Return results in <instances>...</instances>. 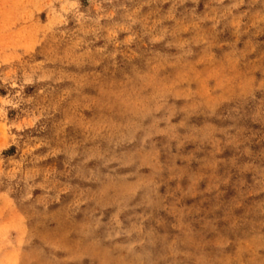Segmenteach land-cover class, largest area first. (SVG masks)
Wrapping results in <instances>:
<instances>
[{
  "label": "rangeland",
  "instance_id": "1",
  "mask_svg": "<svg viewBox=\"0 0 264 264\" xmlns=\"http://www.w3.org/2000/svg\"><path fill=\"white\" fill-rule=\"evenodd\" d=\"M0 264H264V0H0Z\"/></svg>",
  "mask_w": 264,
  "mask_h": 264
}]
</instances>
